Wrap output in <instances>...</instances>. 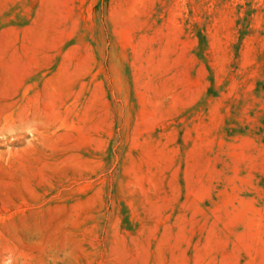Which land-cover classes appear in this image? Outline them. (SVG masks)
I'll use <instances>...</instances> for the list:
<instances>
[{
    "label": "rangeland",
    "instance_id": "obj_1",
    "mask_svg": "<svg viewBox=\"0 0 264 264\" xmlns=\"http://www.w3.org/2000/svg\"><path fill=\"white\" fill-rule=\"evenodd\" d=\"M0 264H264V0H0Z\"/></svg>",
    "mask_w": 264,
    "mask_h": 264
}]
</instances>
